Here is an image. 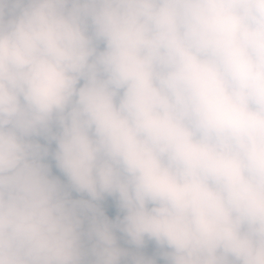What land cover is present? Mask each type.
Wrapping results in <instances>:
<instances>
[{
  "label": "clouds",
  "instance_id": "1",
  "mask_svg": "<svg viewBox=\"0 0 264 264\" xmlns=\"http://www.w3.org/2000/svg\"><path fill=\"white\" fill-rule=\"evenodd\" d=\"M0 264H264V0H0Z\"/></svg>",
  "mask_w": 264,
  "mask_h": 264
}]
</instances>
